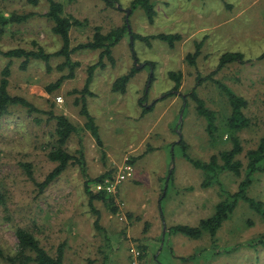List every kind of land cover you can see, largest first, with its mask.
Segmentation results:
<instances>
[{
	"label": "rangeland",
	"instance_id": "1",
	"mask_svg": "<svg viewBox=\"0 0 264 264\" xmlns=\"http://www.w3.org/2000/svg\"><path fill=\"white\" fill-rule=\"evenodd\" d=\"M56 1L63 5L65 15L87 21L85 26L71 28V48L88 42L95 27L105 34L122 27L126 21L130 31L141 37L181 34L183 28L192 29L189 36L194 38L205 35L200 42L188 43L180 38L173 48L159 40L134 38L135 57L129 48L128 35L112 48L115 65L111 67L106 61L107 68L96 71L89 85L94 98L88 97V110L97 126L101 147L83 128L85 119L73 105L78 96L71 94L83 88L86 68L97 61L99 51L73 53L72 61L79 63L74 78L65 80L52 93L46 87L68 74V69L57 70L62 58H52L48 70L41 61H30L22 69V60L0 56V72L6 65L11 71L8 93L26 99L40 111L66 116L77 127L67 143V151L78 158L81 149L84 157L83 167L76 162L69 164L39 193L22 166L31 165L37 183L43 182L57 166L48 159L55 146V122L41 113L29 114L21 107H11L2 117L0 190L7 198L6 211L0 207L3 250L15 251L14 228L24 227L33 232L52 256L63 245L64 264H104L105 256L107 264H140L138 255L144 247L145 264H264V247L257 245L256 250L247 247L249 242L264 237V217L242 201L222 224L215 242L207 236L193 240L169 232L175 225L198 226L199 221L214 213L227 193L237 191L247 170L246 153L256 149L264 135V94L259 93L264 92V58L260 59L264 54V0H151L155 12L151 24L142 6H132L134 0H109L112 5L103 0ZM46 11L44 1L32 6L25 0H0V13L5 16L35 14L0 34V51L16 48L31 51L36 46L49 54L59 51L60 40L51 31L52 23L43 17ZM197 13L205 15L202 35H197L193 22L181 23L186 18L190 20V16L195 18ZM183 34L186 39L188 35ZM199 43V53L190 64L185 57L192 55ZM226 53L240 54L243 63L233 61L218 68L220 57ZM134 69L125 92H111L112 82ZM170 72L181 73L178 91L173 89L175 82L169 78ZM220 86L245 99L244 114L251 125L237 134L243 149L236 158L242 163L240 176L224 172L211 185L202 187L205 173L192 162L205 163L212 156L230 150V139L235 135L224 123L230 109ZM191 90L215 113L211 135L191 98L187 97L179 118L183 98L175 94L187 95ZM168 93L173 96L162 99ZM141 99L145 101L143 106L139 104ZM179 136L185 147L172 146L171 142L177 143ZM152 147L159 150L142 155ZM101 153L111 173L109 178L121 172L125 164L132 172L110 195L117 214L95 202L103 229L98 232L83 185L87 177H97L105 170ZM259 165L264 167V161ZM161 177H166L164 184ZM94 186L90 185L93 193ZM246 194L264 204L263 172L251 176ZM236 246L234 254H226Z\"/></svg>",
	"mask_w": 264,
	"mask_h": 264
},
{
	"label": "trees",
	"instance_id": "2",
	"mask_svg": "<svg viewBox=\"0 0 264 264\" xmlns=\"http://www.w3.org/2000/svg\"><path fill=\"white\" fill-rule=\"evenodd\" d=\"M47 3V11L43 15L44 18L49 20L52 23L51 31L53 35L59 38L61 47L60 50L49 54L45 53V51L36 46V50H23V49H12L8 51H0V56L8 59V60H22L21 68L24 69L26 64L30 61H41L46 65V68L50 70L49 63L52 58H62L63 62L57 67L58 71H63L64 69H68V74L63 75L58 78L54 83L50 84L46 87V91L48 93L54 92L58 89L61 84L65 80L74 78V70L79 67V63L73 62L71 59V55L78 51L90 50V51H99V56L97 62L87 66L86 68V78L84 81V86L80 91H72L71 94H79L80 99L74 101V105L79 108V115L85 119V127L90 132L92 138L95 140L97 146L101 147V143L99 142V136L97 134V127L93 122V118L90 116L87 105L85 103V96H92V93L89 90V85L92 81L93 75L96 71H103L107 68V63L113 67L115 65V59L112 56V48L117 45L125 35H128L131 39V43L129 44V48L133 52V42L135 39H140L142 41L150 40H159L164 43H167L170 48H173V43L180 40L178 35H165L158 34L151 37H141L139 35H134L131 31L128 32V23L120 28H114L107 33L103 34L99 27H95L93 29V35L88 40V42L79 44L73 48H71V40H70V30L73 27H82L87 25V21H79L72 16H68L64 14V7L61 3L56 0H25V2L32 6H37L41 2ZM107 5H112L113 3L109 0H103ZM151 0H134L132 2V6L140 5L144 9L145 15L147 17L148 22L151 24L153 22L155 12L153 6L150 4ZM35 14H23L17 15L15 13H11L7 16L0 13V34H3L5 30L13 25L23 24ZM200 43L196 44L195 52L190 55L188 54L185 58L191 64L192 60L195 59L200 50ZM133 57L135 54L133 52ZM264 58V54L260 57V59ZM135 59V58H134ZM107 61V63H106ZM242 62V56L238 53H226L220 57L218 68H224L225 65L229 62ZM243 63V62H242ZM151 65V64H150ZM152 66V65H151ZM135 69L130 73L117 78L112 84V92L114 93H124L125 88L129 80L133 77ZM11 74L9 65H6L0 72V120L3 116L8 114L9 109L11 107H21L26 109L29 114L32 113H41L48 116V120L54 121V144L52 150L48 154V159L51 162L57 163V166L46 176L45 180L41 183H37L34 181L31 172L30 164H23L22 168L27 175V177L34 183L39 193H41L51 182L57 179L68 167L71 163H78L81 167L84 165V157L83 151L78 150L79 157L71 155L67 151V143L72 137L73 134L76 133L77 129L74 124L64 115H55L53 111H40L35 106H33L26 99L18 96H12L8 93V85H9V76ZM169 78L175 82L174 91H178L181 82V73L170 72ZM152 76L149 77V81L151 83ZM224 94L228 97V105L230 109L229 116L225 119V126L231 132H235V135L231 137V148L228 151H223L218 155L212 156L208 162L199 163L192 162V165L198 170L205 173L204 180L202 182V187H207L212 184L213 181L224 172L232 173L234 176L239 177L241 174L242 163L236 159L239 156L243 149L241 147V142L238 137V133L244 129H247L251 125V121L244 114V110L247 107V102L242 97L236 95L231 90L222 87ZM174 93V92H173ZM183 98V104L180 107L179 112L185 109V101L188 98H191L195 103V109L198 115H201L205 118L206 121V129L208 133L211 135L214 128V112L208 109L203 101L197 97L194 90H191L187 95L175 94ZM174 95V96H175ZM173 96L172 93H168L165 96H162V99L166 97ZM145 101L143 99L140 100L139 104L143 106ZM152 107V106H151ZM145 111H147L145 109ZM1 122V121H0ZM264 123V120H263ZM175 145H181L185 147V144L181 137L179 136V141ZM153 151L152 148H148L147 152ZM170 156L172 155V150L170 151ZM101 157L104 163V153H101ZM247 158V170L245 174V178L238 184L237 191L233 194L227 193V197L219 202L214 210V213L201 221H199L198 226L189 227L186 225H175L169 229V232L173 234H179L189 239L198 240L203 236L209 237L212 241L215 242L216 234L222 227V224L231 217L234 210L238 206V203L242 201L247 205V207L264 217V204L260 201H257L249 196H247L246 192L248 187L251 184V176L255 173H264V167H261L260 162L264 161V135L260 139L258 146L254 150H250L246 153ZM134 160H130V164L133 163ZM172 170L169 172V178L172 175ZM111 175L110 170L106 171L102 175L91 179L88 178L84 181V192L88 198V207L92 214L95 215L94 220V229L98 232L103 231L100 226V213L95 208V202H100L104 204L106 208H109L111 214H117V207L114 206L113 198L110 195L105 193H93L90 190V185L97 184L104 180L105 178H109ZM162 198V196H161ZM6 194L0 190V207H2L6 211ZM160 204V201L159 203ZM167 229L165 230V232ZM164 232V236H165ZM14 235L16 238V249L13 252H5L0 245V261L4 264H64V246L60 245L55 255H50L40 244L39 240L33 234V232L27 230L24 227H15ZM160 242V241H159ZM257 245L264 247V237L256 240L255 242H249L247 247L250 249L256 250ZM147 248H141V254L139 252L138 261L140 264H145V254ZM238 250V246L232 248L229 252L226 251V254H234ZM107 256L104 257V264H107ZM158 259L157 257L155 258ZM192 259V258H190ZM186 261V259H182ZM188 260V259H187Z\"/></svg>",
	"mask_w": 264,
	"mask_h": 264
},
{
	"label": "crops",
	"instance_id": "3",
	"mask_svg": "<svg viewBox=\"0 0 264 264\" xmlns=\"http://www.w3.org/2000/svg\"><path fill=\"white\" fill-rule=\"evenodd\" d=\"M196 18V19H195ZM195 18H194V16H190V20H189V18H186V20H184L183 22H181V23H186L187 24V22L190 24L191 22H193L194 24H195V28H196V33H197V35H202L203 34V32L201 33V30H202V22L205 20L204 18H205V15H203L202 13L199 15V13H197L196 14V16H195ZM192 19V20H191ZM181 25H184V24H181ZM183 32H186V35H188L187 37H186V39H185V37H184V35L185 34H183V32L181 33V34H174V33H176V32H174V33H172V34H169V35H178L180 38H182V40L183 41H186V42H192V41H196V40H203L202 38H204V35L201 37V38H194V36H189V34H190V31H192V29H189V28H183V30H182ZM211 31H213V30H211ZM209 32V31H208ZM201 33V34H200ZM166 35V34H165ZM196 35V36H197ZM130 41H131V39H130ZM199 41V42H200ZM99 55V54H98ZM188 55V54H187ZM98 60V59H97ZM97 62V61H96ZM95 63V62H94ZM93 63V64H94ZM86 78V77H85ZM112 84H113V82H112ZM112 84H111V86H110V89H111V92H112ZM256 88H258V89H262L261 88V86H256ZM82 90V89H81ZM90 90V89H89ZM77 91H80V90H77ZM90 92L92 93V96H85L84 97V99H85V103H86V105H87V109H88V97H90V98H94V93L90 90ZM260 93V95H263L264 94V92H259ZM257 94V93H256ZM255 94V95H256ZM77 96L78 97H76V98H74V100H73V105H74V101L75 100H79L80 99V95L79 94H77ZM144 105V104H143ZM76 107V106H75ZM76 108H78V107H76ZM78 111H79V108H78ZM88 112H89V110H88ZM90 114V113H89ZM180 114H182L181 112L179 113V116H180ZM90 116H91V114H90ZM85 120H84V123H83V128L87 131V132H89L87 129H86V127H85ZM97 127V126H96ZM77 128V127H76ZM90 133V132H89ZM90 136H91V134H90ZM91 138H92V136H91ZM94 140V139H93ZM95 141V140H94ZM171 144H174V143H172L171 142ZM152 150L153 151H151L150 153H153V152H155V151H157V150H159V148H157V147H152ZM147 153H149V152H147V149H145V151H144V153L142 154V155H145V154H147ZM102 166H103V168H105V170L104 171H102L101 173H100V175H102L103 173H105L106 171H108L107 169H106V164L104 163V164H102ZM99 175V176H100ZM162 176V175H161ZM98 177V176H97ZM164 177V176H163ZM163 177H161V179H163L162 181H163V184H164V182H165V180H166V177L165 178H163ZM94 178H96V177H94ZM94 178H91V179H94ZM94 190H95V188H94ZM97 191L95 190V192L94 193H96ZM163 196V195H162ZM153 206H155V205H153ZM164 232H165V230H164ZM163 236H164V234H163Z\"/></svg>",
	"mask_w": 264,
	"mask_h": 264
},
{
	"label": "built area",
	"instance_id": "4",
	"mask_svg": "<svg viewBox=\"0 0 264 264\" xmlns=\"http://www.w3.org/2000/svg\"><path fill=\"white\" fill-rule=\"evenodd\" d=\"M132 169L128 164H125L116 176L113 178H105L101 182L95 184L94 188L99 193H105L107 195H112L116 193L117 187L126 178L131 176Z\"/></svg>",
	"mask_w": 264,
	"mask_h": 264
},
{
	"label": "water",
	"instance_id": "5",
	"mask_svg": "<svg viewBox=\"0 0 264 264\" xmlns=\"http://www.w3.org/2000/svg\"><path fill=\"white\" fill-rule=\"evenodd\" d=\"M127 14H128V12H127ZM126 19H127V15H126ZM128 29V32L130 31V29H129V27H127ZM179 118L181 119V114H180V116H179Z\"/></svg>",
	"mask_w": 264,
	"mask_h": 264
}]
</instances>
